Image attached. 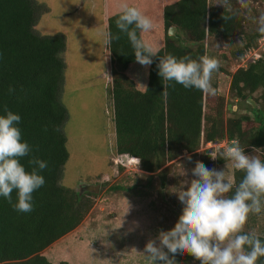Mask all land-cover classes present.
<instances>
[{"label": "trees", "instance_id": "1", "mask_svg": "<svg viewBox=\"0 0 264 264\" xmlns=\"http://www.w3.org/2000/svg\"><path fill=\"white\" fill-rule=\"evenodd\" d=\"M122 3L138 8L153 21L152 30L138 32L158 53L147 68L136 62L128 37L116 26ZM106 5L117 155L128 156V163L140 164L145 173L160 174L163 186L169 162L185 151L195 153L208 143L231 146L237 142L246 153L259 151L264 161V51L259 59H251L246 67L230 73L231 97L244 102L254 116L244 113L226 118L225 96L205 95L174 81L164 87L158 75L159 56L188 55L198 60L208 53V38L237 37L243 44L237 51L240 58L257 46L264 35L245 29L239 0H106ZM48 11L49 7L37 0H0V115H6V105L21 116L17 127L32 148L30 156L20 158L26 171L32 170L28 163L32 156L48 165L39 173L46 182L33 193L34 210L30 213L14 210L0 196V264H53L43 251L57 246L60 239L79 227L91 206V199L60 183L69 159L63 130L68 110L60 96L67 39L63 33L42 35L36 30L40 15ZM224 15L229 17L227 21ZM171 26L185 33L193 48L174 40L169 35ZM117 35L119 40L114 39ZM9 87L14 92L10 93ZM258 91L259 96H255ZM248 98L254 99L259 108L248 103ZM224 150L222 147L217 152L215 160L207 150L200 162L214 169V162L226 161L221 157ZM243 177L242 171H234L235 184ZM12 199L17 200L15 190ZM244 231L254 232L250 228ZM255 233L264 241V228ZM257 264H264V257Z\"/></svg>", "mask_w": 264, "mask_h": 264}, {"label": "rangeland", "instance_id": "2", "mask_svg": "<svg viewBox=\"0 0 264 264\" xmlns=\"http://www.w3.org/2000/svg\"><path fill=\"white\" fill-rule=\"evenodd\" d=\"M37 1L49 7L48 12L40 15L43 16L40 28L47 26L49 33L63 30L67 34L64 51L67 64L60 96L68 110L63 130L68 139L69 159L60 183L91 199L89 213L82 224L43 254L53 264H152L143 253L145 245L150 239H156L161 230L175 227L183 210L177 192L186 190L188 182L194 178L192 169L196 162L207 150L210 156H216L222 147L229 146L208 143L195 153L185 151L166 165L165 186L160 174L145 173L140 164L128 163V156L117 155L107 42L106 46L102 43L104 34L108 37L107 29L106 33L101 30L103 0ZM239 2L245 29L257 33L258 18L264 14V0ZM93 3H96L94 8ZM90 8L99 20L93 26L89 24L93 16H89ZM172 37L190 48L194 46L178 29ZM206 45L207 56L219 62V71L214 73L212 83L215 95L226 98L225 117L244 113L254 116L244 102L229 93L230 73L242 67L240 56H237L243 46L241 41L237 37L229 40L208 38ZM62 57L64 59V55ZM259 94L260 91L255 96ZM246 154L261 159L259 151ZM211 160L215 159L211 156ZM214 169L226 171L227 161L214 162ZM234 171L230 172L233 181ZM115 195L120 196L119 199ZM245 228L261 232L264 212L250 214ZM60 246L68 247L60 250ZM185 255L177 254L175 264H198L199 261L189 254L187 259L183 258Z\"/></svg>", "mask_w": 264, "mask_h": 264}, {"label": "clouds", "instance_id": "3", "mask_svg": "<svg viewBox=\"0 0 264 264\" xmlns=\"http://www.w3.org/2000/svg\"><path fill=\"white\" fill-rule=\"evenodd\" d=\"M223 18L229 19L226 15ZM257 22V31L264 35V14ZM115 23L128 37L136 62L146 68L150 66L158 53L138 32L152 30L153 21L138 8L122 3ZM114 39L119 40V35ZM157 68L164 87L174 81L205 95L216 94L212 81L214 73L219 71V62L215 58L204 55L194 60L188 55L177 58L167 54L159 56ZM8 91L14 92V88L9 87ZM5 112L6 115H0V196L14 210L30 213L34 210L33 193L46 182L39 173L48 165L32 156L28 161L32 170L26 171L20 158L30 156L32 148L23 141L17 127L21 116L6 105ZM221 157L227 161L226 171L210 170L202 162H196L192 169L194 178L188 182L186 190L177 192L183 210L175 227L161 230L156 239H150L145 245L143 253L152 264H175L177 254H189L200 264H257L259 258L264 257V241L255 232L244 231L250 214L264 212V161L246 154L237 142L226 148ZM231 169L244 173L238 185L230 175ZM14 190L16 202L12 199ZM229 193L233 194L229 196Z\"/></svg>", "mask_w": 264, "mask_h": 264}, {"label": "crops", "instance_id": "4", "mask_svg": "<svg viewBox=\"0 0 264 264\" xmlns=\"http://www.w3.org/2000/svg\"><path fill=\"white\" fill-rule=\"evenodd\" d=\"M104 2V6H103V12H102V29L104 33H106V29H107V24H108V20H107V5H106V0H103ZM96 7V3H93L92 4V8ZM90 8V12H89V16H92V19L90 20V26H93V25H96L99 20H98V15L93 11V9ZM92 14V15H91ZM43 16H41L37 22V25L35 26L36 30L42 34V35H53V34H56V33H63L65 36L67 35L65 31L63 30H59V31H56L55 33H49V31L47 30V26H44L43 29L40 28V24H41V20H42ZM67 37V36H66ZM104 39L102 40V43L105 44L106 46V42H107V37L106 35L104 34ZM64 60H65V64H67V52H64ZM66 68V67H65ZM108 70V69H107ZM104 77L106 76V73L103 75ZM64 83V82H63ZM112 96V95H111ZM110 97V95H109ZM110 99V98H109Z\"/></svg>", "mask_w": 264, "mask_h": 264}, {"label": "built area", "instance_id": "5", "mask_svg": "<svg viewBox=\"0 0 264 264\" xmlns=\"http://www.w3.org/2000/svg\"><path fill=\"white\" fill-rule=\"evenodd\" d=\"M264 51V37L259 39L258 45L250 48L243 57L240 58V66L246 67L251 59H259Z\"/></svg>", "mask_w": 264, "mask_h": 264}, {"label": "water", "instance_id": "6", "mask_svg": "<svg viewBox=\"0 0 264 264\" xmlns=\"http://www.w3.org/2000/svg\"><path fill=\"white\" fill-rule=\"evenodd\" d=\"M177 30V28L175 26H171L169 29V35L172 36L174 35L175 31ZM248 103H250L254 108H257V103L254 99L252 98H248L247 99Z\"/></svg>", "mask_w": 264, "mask_h": 264}]
</instances>
